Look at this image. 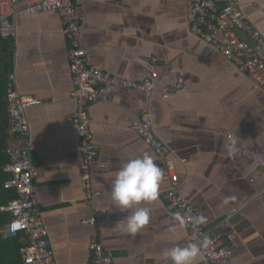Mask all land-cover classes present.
Wrapping results in <instances>:
<instances>
[{
  "label": "crops",
  "instance_id": "0c3cea01",
  "mask_svg": "<svg viewBox=\"0 0 264 264\" xmlns=\"http://www.w3.org/2000/svg\"><path fill=\"white\" fill-rule=\"evenodd\" d=\"M194 0H76L81 40L92 64L135 81L153 80L152 94L111 88L108 102L90 107L99 168L90 203L84 187L76 100L64 24L56 12L16 18L13 72L21 93L43 105L28 110L35 181L40 208L57 264H92L91 242L98 239L115 264H165L163 252L185 246L187 232L167 209L171 187L163 163L131 129L151 116L155 131L176 164L178 192L200 209L204 225L223 234L233 250L231 264H264V91L211 45L190 32ZM264 34V0H239ZM242 39L254 45L246 34ZM264 57V53H262ZM182 82L183 93L163 100V90ZM226 140L238 151L229 154ZM13 141L19 146L23 142ZM255 154L247 158L243 151ZM149 152L162 171L158 199L142 203L150 223L131 238L123 231L128 213L112 209L110 185L128 159ZM226 197H235L225 203ZM96 218L94 226L83 220ZM231 217V227L219 224ZM121 220V223H117ZM235 235L234 242L229 236ZM197 264H208L203 254Z\"/></svg>",
  "mask_w": 264,
  "mask_h": 264
},
{
  "label": "built area",
  "instance_id": "2783aa9c",
  "mask_svg": "<svg viewBox=\"0 0 264 264\" xmlns=\"http://www.w3.org/2000/svg\"><path fill=\"white\" fill-rule=\"evenodd\" d=\"M56 12L64 24V32L69 43V60L74 90L71 96L76 100L77 109L74 119L80 136L82 153L81 172L88 201L91 203L99 193L93 189V176L99 168V146L96 142V130L90 116V107L94 102H108V90L121 88L145 94H152L157 84L150 79L135 81L112 74L98 64H92L81 40V20L76 0H0V35L3 39L17 38L16 18L27 13L36 16L45 12ZM191 34L202 42L211 45L227 62L238 68L258 88L264 91V34L254 25L242 10L239 0H194L191 8ZM246 34L254 45L242 39ZM182 82L168 86L163 90V100L183 93ZM8 118L11 139L23 142L22 146L13 141L8 143L9 162L6 173L9 179L5 189L14 190L17 199L1 208L10 215V223L4 229L6 238L21 236L24 245L20 249L23 264H57L55 251L48 239L47 228L42 212L35 200V181L41 177L42 170L34 164L37 146L32 139L28 110L43 105L40 100L21 93L17 86L16 75L12 71L7 86ZM131 129L147 143L163 163L164 172L171 187L165 192L164 199L170 216L180 213L187 219L183 225L187 232V243L198 242L204 236L209 246L203 251L208 264H231L233 250L224 243L223 234L209 230L204 223L194 224L191 217L201 216L200 209L187 201L178 192L180 178L176 164L167 160L168 148L155 131L151 116L138 119ZM247 158L255 157L249 148L244 149ZM258 166L264 175V158H258ZM231 217L223 220L219 227H231ZM83 224L94 226L96 218L83 220ZM235 235L229 236L234 242ZM92 264H115L103 244L96 238L91 242Z\"/></svg>",
  "mask_w": 264,
  "mask_h": 264
},
{
  "label": "clouds",
  "instance_id": "9594fccd",
  "mask_svg": "<svg viewBox=\"0 0 264 264\" xmlns=\"http://www.w3.org/2000/svg\"><path fill=\"white\" fill-rule=\"evenodd\" d=\"M225 148L229 154L238 151L235 140H226ZM162 171L149 152L128 159L115 173L110 185L112 209L121 213H128L123 219V231L131 238L141 234L150 223L151 212L142 203H152L158 199ZM235 197H226L225 203ZM179 226H183L187 219L180 213L174 214ZM194 224L204 223V217H191ZM117 223H121L119 220ZM209 246V239L204 236L198 242L185 246H174L165 249L163 257L165 264H197L198 258Z\"/></svg>",
  "mask_w": 264,
  "mask_h": 264
},
{
  "label": "trees",
  "instance_id": "16d2710c",
  "mask_svg": "<svg viewBox=\"0 0 264 264\" xmlns=\"http://www.w3.org/2000/svg\"><path fill=\"white\" fill-rule=\"evenodd\" d=\"M14 41L3 39L0 35V264H23L20 249L24 245L21 236L6 238L5 227L10 223V215L1 211L17 199L14 190L5 189V182L9 179L6 166L9 162L7 147L10 136L7 86L9 75L13 71Z\"/></svg>",
  "mask_w": 264,
  "mask_h": 264
}]
</instances>
